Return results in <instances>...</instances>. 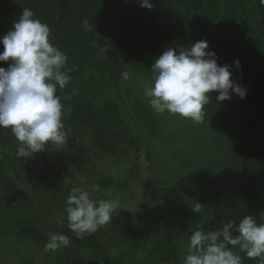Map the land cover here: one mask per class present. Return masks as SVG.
Instances as JSON below:
<instances>
[{
	"label": "trees",
	"instance_id": "obj_1",
	"mask_svg": "<svg viewBox=\"0 0 264 264\" xmlns=\"http://www.w3.org/2000/svg\"><path fill=\"white\" fill-rule=\"evenodd\" d=\"M150 2L151 9L138 0H0V36L29 8L50 27L51 42L67 56L63 70L70 69L69 83L56 91L68 133L65 145L48 144L31 158H19L18 141L10 129L0 128V196L8 203L4 208L0 203V233L18 241L0 246V262L36 264L18 251L21 241L50 255L51 264H179L182 248L172 232L177 225L172 210L155 217L140 200L124 201L133 195L130 183L150 167L148 157L159 151L157 139L168 123L144 96L153 80L151 66L167 47L202 39L218 64L232 66L231 79L247 91L243 99L232 93L224 101L213 91L203 123L186 118L192 132L179 127L176 142L166 144L169 159H178L182 170L177 193L187 202L188 221L180 225L215 230L247 214L264 222V6L260 0ZM10 62L0 61V67ZM141 155L148 156V168ZM17 165L25 167L32 185L61 200L71 190L68 177L81 173L101 191L96 200L118 198L121 206L110 223L82 239L69 229L66 215L50 221L52 232L30 216L12 174ZM198 203L200 213L191 207ZM51 233L70 237V246L45 251ZM239 254L243 264H256Z\"/></svg>",
	"mask_w": 264,
	"mask_h": 264
},
{
	"label": "clouds",
	"instance_id": "obj_2",
	"mask_svg": "<svg viewBox=\"0 0 264 264\" xmlns=\"http://www.w3.org/2000/svg\"><path fill=\"white\" fill-rule=\"evenodd\" d=\"M138 2L141 7H153L150 0ZM260 4L264 6V0ZM82 25L85 30L91 28L87 19ZM50 32L47 23L23 8L12 27L0 36V61L11 60L7 68L0 67V128L10 129L18 141L19 158H31L47 150L48 144L59 148L67 143L63 105L56 91L69 83L70 69L63 70L67 56L51 42ZM217 60L203 39L188 47L164 49L151 66V84L144 88L151 109L201 124L213 91L218 93L217 101L231 99L232 93L243 99L247 89L231 79L232 66ZM233 65L239 68V61ZM118 207V198L93 200L84 188L73 187L64 211L69 229L82 239L110 223ZM191 207L200 213L199 203ZM70 244L67 235L51 233L44 248L56 251ZM237 248L256 264H264V222L247 214L239 222L230 219L215 230L199 224L189 237L183 264H243Z\"/></svg>",
	"mask_w": 264,
	"mask_h": 264
},
{
	"label": "rangeland",
	"instance_id": "obj_3",
	"mask_svg": "<svg viewBox=\"0 0 264 264\" xmlns=\"http://www.w3.org/2000/svg\"><path fill=\"white\" fill-rule=\"evenodd\" d=\"M164 116L166 117L168 123H166L167 126L157 139L161 141L159 151L153 154L152 157L141 155V161L139 160L140 163L143 166L145 165V168H148L146 166V157H148L149 164L151 165L148 169L141 170L138 177L130 183L133 195L128 198L125 197L124 202L127 204V202L132 200V198L133 200H140L139 203L143 204L142 206L145 208L144 210L147 213L150 211L154 212L153 216L155 217H157V212L163 211L165 208L166 210H168V208L169 210H172L171 213L177 222V225L173 227L172 232L176 240L181 245L182 249L179 264H183V258L186 253L189 237L194 230L180 225L188 221L187 202L177 193V182L181 176L182 170L178 159H169V156L166 154L165 147L170 141L173 143L176 142V135L174 134L175 129L183 126V129L187 132H192L193 126L190 122L186 121V118L179 115H171L165 112ZM169 123L170 125H168ZM163 136L166 140H163ZM25 166H27V164ZM7 170L12 173L10 166L8 169L6 168V171ZM25 171V167L23 168L22 166L20 167L17 165V172L14 171L12 174L15 177V180L19 183L18 187L22 190L23 199L29 204L30 216L35 218L38 222L41 221V223H39L41 225L42 221H44L46 227L50 226L51 231L54 232V228L51 227L52 224L50 221L53 219H57L59 221L61 216L66 215L64 211L66 198L61 200L55 195L43 191L40 186L32 185L30 179L26 177ZM67 181L70 183L71 189L73 187H82L87 190L90 198L93 200H96L99 194H101V191L93 186L94 184L92 180L85 178V176L81 173L68 177ZM123 194V192L120 193V195ZM0 203L2 208H4V206H8V203L4 202V197L2 196H0ZM120 206L121 204L119 203V207ZM47 210L48 213H50V218L47 216ZM140 211L141 210H139V212ZM158 221H160L159 218ZM17 242L18 241L13 236L6 235L4 233L2 234V232L0 233V246L4 247L6 243H9L10 245L8 244V246L13 247L17 244ZM18 244H20L18 245V251L23 255H27L29 258H35L36 264H51L50 262H55L50 255H47L46 252L34 249L35 247L31 244L23 243L21 241ZM0 263L9 264V261H2Z\"/></svg>",
	"mask_w": 264,
	"mask_h": 264
}]
</instances>
